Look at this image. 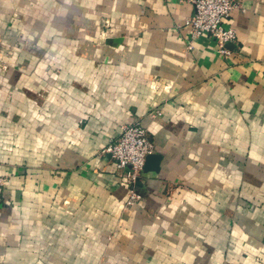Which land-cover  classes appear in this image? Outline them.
I'll return each mask as SVG.
<instances>
[{
    "label": "crops",
    "instance_id": "crops-1",
    "mask_svg": "<svg viewBox=\"0 0 264 264\" xmlns=\"http://www.w3.org/2000/svg\"><path fill=\"white\" fill-rule=\"evenodd\" d=\"M193 11L0 0V264H264V0L228 54ZM130 121L156 149L126 207L102 149Z\"/></svg>",
    "mask_w": 264,
    "mask_h": 264
},
{
    "label": "built area",
    "instance_id": "built-area-1",
    "mask_svg": "<svg viewBox=\"0 0 264 264\" xmlns=\"http://www.w3.org/2000/svg\"><path fill=\"white\" fill-rule=\"evenodd\" d=\"M194 5L192 15L187 19L191 28L192 41L202 35H209L218 44L219 51L230 53L229 43L238 42L236 28L226 26V20L231 17L241 0H189ZM161 114L157 109L153 116ZM155 143L149 135L148 129L137 121H130L121 125V133L111 139L102 149V153L109 154L114 161L118 174L124 179L128 188L126 207H132L142 201L139 182L146 164L147 157L154 153ZM7 177L0 175V199L6 186Z\"/></svg>",
    "mask_w": 264,
    "mask_h": 264
},
{
    "label": "water",
    "instance_id": "water-1",
    "mask_svg": "<svg viewBox=\"0 0 264 264\" xmlns=\"http://www.w3.org/2000/svg\"><path fill=\"white\" fill-rule=\"evenodd\" d=\"M228 45H232L231 43H229ZM152 154H150L148 157H147V160L151 157ZM146 160V162H147ZM146 169V166H144V170ZM139 185H141V182H139Z\"/></svg>",
    "mask_w": 264,
    "mask_h": 264
}]
</instances>
